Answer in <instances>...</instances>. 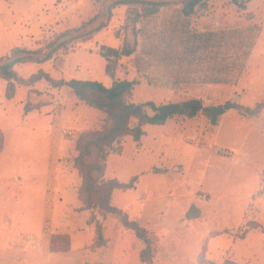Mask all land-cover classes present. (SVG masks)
I'll return each instance as SVG.
<instances>
[{
    "label": "rangeland",
    "instance_id": "374dc122",
    "mask_svg": "<svg viewBox=\"0 0 264 264\" xmlns=\"http://www.w3.org/2000/svg\"><path fill=\"white\" fill-rule=\"evenodd\" d=\"M103 2L0 0V58L18 50H45L62 33L95 17ZM202 3L183 19L172 10L176 5L152 16H145L148 8L141 5H117L99 31L72 40L48 60H24L14 70L25 80L44 72L55 80H90L108 87L114 81H136L129 97L133 103L238 102L242 109L225 110L216 125L203 114L175 117L162 126H145L139 143L125 137L109 154L105 178L127 183L138 177L133 189L114 192L113 204L150 234L152 264H264V109L256 116L247 113L264 102V0H250L246 10L232 0ZM184 29L190 36L210 31L226 39L244 31L235 43H244L253 29V46L245 60L239 52L243 64L239 60L236 70L225 60L204 63L199 46L192 67L172 60L177 65L172 73L184 68L216 72L220 81L176 83L177 78L169 80L167 66L169 58L183 53L171 52L165 64L158 58L168 54L170 39ZM134 36L135 51L115 61L110 77L101 47L121 50ZM27 103L41 107L26 114ZM105 121L104 113L67 86L0 78V264H146L140 259L144 244L117 217L97 214L99 236L79 195L77 141L85 132L101 130ZM192 205L202 215L187 220Z\"/></svg>",
    "mask_w": 264,
    "mask_h": 264
},
{
    "label": "trees",
    "instance_id": "16d2710c",
    "mask_svg": "<svg viewBox=\"0 0 264 264\" xmlns=\"http://www.w3.org/2000/svg\"><path fill=\"white\" fill-rule=\"evenodd\" d=\"M249 1L250 0H232L233 4H235L242 10H246V6ZM202 2L203 0H193L191 3L187 4H154L140 1H122L111 8L109 17L111 15L112 9L115 6L122 4H134L141 5L144 8H148L146 9L147 12L145 13V16H152L163 7H167L170 5H181L182 9L177 11L180 12L183 17L189 18L194 14L195 8L200 4H203ZM253 31L254 30L252 29L251 31L247 32L248 35L244 40V43L241 40H238L237 43H235V39H237L236 37H242L244 31H238L237 35L236 33L235 35L230 34L228 39H226L225 37L219 38V35L217 37L215 36L217 39L213 42V44H211L213 48L208 47V45L202 46L199 44V41L203 37V35H198L195 33L192 36L183 37L182 44L184 45V49L183 52H181L183 54L180 58H177L175 56L169 58L172 63L169 62L170 67L167 66V70H169L170 75L173 76L174 79H176L177 75H179L180 73L178 74V71H175L173 75L172 67H176L177 65L174 64L172 60H176L178 61L177 64L180 63L181 65H184L186 67L188 66V68L192 67L194 61L197 60L196 53L200 49H202L201 47H203V50L205 51L204 63H209L208 61L210 60H225L229 61L230 68L236 70V64L240 60H238V58H242V56H244L243 58L245 60V57L248 56V53L246 52H249L250 48H252L253 46ZM94 33L77 39H85ZM207 36H212V34L209 33ZM54 41H52L50 44H52ZM71 41L61 45L49 56L48 59H50L57 50L64 48ZM244 44H246V46H244ZM136 45L137 40L134 36L131 45L127 42L123 45V48L121 50L106 46L101 47L99 54L107 61L106 73L110 77H114L115 61L121 56H130L135 51ZM142 47V50L145 51L144 43ZM37 51H42V49ZM240 51H242V56H240L239 54ZM165 58V56L160 57L158 58V60L162 64L165 61V64L167 63ZM24 60L43 61L38 59L18 60L12 64L7 65L6 67L1 68L0 78L7 81L18 80L21 81V83L24 85L31 86L43 79L49 82L53 87L67 86L78 97L80 101L91 108L101 111L106 115V121L101 130L85 132L80 135L77 141L78 154L75 157L74 162L76 169L78 170L82 178V185L79 190V195L81 200L84 202L85 208L91 211V216L88 223H95L100 237L102 236V227L97 218V214L101 216L111 215L117 217L120 220L122 226L128 230L133 231L135 236L144 244L145 247L140 253L141 261L146 264H152L153 241L150 237V234L144 227L139 224L137 220H131L129 218V215L125 213L122 208L117 207L113 204L114 192L118 190L126 191L133 189L135 187L136 181L138 180V177L134 176L133 179L127 183L121 182L116 178L106 179V163L109 154L114 149H117L118 144L121 145V141L125 137L131 136L135 142L139 143L141 138L146 134L144 130L145 126H162L175 117H186L191 119L198 116L199 114H203L204 117L212 125H216L218 123L219 117L225 113L223 105L206 106L199 98H190L179 102H169L161 105L155 104L152 101H147L144 103H133L130 101L129 97L132 94L134 86L137 84L136 81H114L113 84L108 87L100 82L90 80H55L48 73L44 72H39L38 74L32 75L28 80H25L23 78H18L14 70V66L20 62H23ZM239 62L240 65L243 64L242 60H240ZM186 70L187 68H184L183 72H185ZM171 78L169 76V80L173 79ZM9 87H13V84L10 83ZM40 107L41 105L32 106L27 103L25 105V113L27 114L32 110L39 109ZM263 109L264 102H260L256 104L252 109H248L247 113L249 115L256 116ZM3 148L4 138L0 133V153L2 152ZM119 148L120 149H118V151H121L122 148ZM208 264L213 263L209 262ZM225 264L236 263L229 261Z\"/></svg>",
    "mask_w": 264,
    "mask_h": 264
},
{
    "label": "water",
    "instance_id": "95a60500",
    "mask_svg": "<svg viewBox=\"0 0 264 264\" xmlns=\"http://www.w3.org/2000/svg\"><path fill=\"white\" fill-rule=\"evenodd\" d=\"M122 1H140V2H147L154 4H187V3H191L193 0H104L100 12L94 18H92L90 21H88L81 27L62 34L45 50L42 51L19 50L18 52L8 57L0 58V69L21 59L47 60L49 56L64 43L89 35L101 29L109 17L111 8L117 3ZM223 107L225 110L242 109L241 105L236 101L225 103ZM201 215H202V210L198 206L192 205L190 209L185 213V218L187 220H195L200 218Z\"/></svg>",
    "mask_w": 264,
    "mask_h": 264
},
{
    "label": "crops",
    "instance_id": "0c3cea01",
    "mask_svg": "<svg viewBox=\"0 0 264 264\" xmlns=\"http://www.w3.org/2000/svg\"><path fill=\"white\" fill-rule=\"evenodd\" d=\"M180 9H182L181 5H176L175 7L172 8V10H180ZM182 17H183V15H181L179 19L185 18V17H183V18ZM179 32L180 33L177 36V38H174L173 40L170 39V43H171V46L173 48H168V50H167L168 54H166L165 57L171 56V54H170L171 52H174V53L177 51H179L180 53L183 52L184 45L182 44V38L188 37L192 33L190 31L185 30V29L181 30ZM195 33L198 35H203V37L199 41V44L203 45V46H207V45L212 46L211 44H213V42L216 41V39H217L216 37H213V36H207L209 33H211L210 31L200 32V33L195 32ZM173 75H174V73H173ZM215 75H216V72H211L210 74H207L206 71L205 72H203V71L198 72L195 70L187 69L185 72H182L179 75H177L176 83H178V82L179 83H181V82H192V81L195 82V81H199V80H203V79L206 80L210 77L211 80L214 78V81L212 80V81L207 82V83H216L217 84L220 81V79H218ZM171 77L173 78V76L170 75V78ZM215 80H216V82H215ZM163 84H165V81Z\"/></svg>",
    "mask_w": 264,
    "mask_h": 264
}]
</instances>
